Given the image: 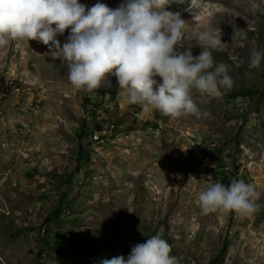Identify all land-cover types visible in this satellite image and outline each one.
Instances as JSON below:
<instances>
[{
  "label": "rangeland",
  "instance_id": "rangeland-1",
  "mask_svg": "<svg viewBox=\"0 0 264 264\" xmlns=\"http://www.w3.org/2000/svg\"><path fill=\"white\" fill-rule=\"evenodd\" d=\"M166 10L185 21L179 51L200 55L206 30L226 43L212 56L232 93H190L208 117L144 112L115 77L77 90L41 42L0 47V264H101L157 234L179 264H264V62L248 68L253 48L264 51V0H169ZM98 108L117 123L98 121ZM101 124L117 132L102 143L91 132ZM233 179L255 185L259 210L202 215L199 193Z\"/></svg>",
  "mask_w": 264,
  "mask_h": 264
},
{
  "label": "clouds",
  "instance_id": "clouds-1",
  "mask_svg": "<svg viewBox=\"0 0 264 264\" xmlns=\"http://www.w3.org/2000/svg\"><path fill=\"white\" fill-rule=\"evenodd\" d=\"M168 4L169 0H124L110 8L99 2L87 7L79 0H0V47L10 40L41 42L48 46V55L66 65L67 78L77 90L91 94L115 77L126 102L144 112L156 110L172 119L208 117L211 114L201 113L190 93L195 89L220 97L222 90L234 87L228 66H214L212 56V50H223L226 43L206 30L196 40L200 55L193 56L191 47L179 51L185 21L166 10ZM66 30L67 42L61 46L57 36ZM262 62L264 51L253 48L249 70L258 71ZM260 197L254 184L233 179L227 186L208 184L197 202L202 215L235 212L249 217L259 210ZM171 251L157 234L133 246L127 258L115 256L101 264H179Z\"/></svg>",
  "mask_w": 264,
  "mask_h": 264
},
{
  "label": "bare ground",
  "instance_id": "bare-ground-1",
  "mask_svg": "<svg viewBox=\"0 0 264 264\" xmlns=\"http://www.w3.org/2000/svg\"><path fill=\"white\" fill-rule=\"evenodd\" d=\"M107 108V107H106ZM106 108H101V109H99L98 110V113L96 112V119L98 120V121H101V122H105L106 121V119H104L103 118V114H104V112H105V109ZM102 131H105V132H114V130H108V128H107V126L106 125H104V124H101L100 126H98ZM114 133H112V135H113ZM105 136L106 135H103L102 137H97V132H94V134H93V139L94 140H96L97 142H100V143H102L104 140L103 139H106L105 138Z\"/></svg>",
  "mask_w": 264,
  "mask_h": 264
},
{
  "label": "built area",
  "instance_id": "built-area-1",
  "mask_svg": "<svg viewBox=\"0 0 264 264\" xmlns=\"http://www.w3.org/2000/svg\"><path fill=\"white\" fill-rule=\"evenodd\" d=\"M91 102H94L95 104H94V108L93 109H95V107H96V99H94V100H91ZM91 110H92V107H91ZM110 109H105V112H104V114H103V118L104 119H106V120H108L109 122H115V123H117V121L116 120H114V119H112V118H109L108 116H107V113H108V111H109ZM119 127V126H118ZM91 132H97V137H102L103 135H112V133H117V132H105V131H102L99 127H97V129L95 130V131H91ZM122 135H124V133L122 134ZM126 137H130V135H126Z\"/></svg>",
  "mask_w": 264,
  "mask_h": 264
},
{
  "label": "trees",
  "instance_id": "trees-1",
  "mask_svg": "<svg viewBox=\"0 0 264 264\" xmlns=\"http://www.w3.org/2000/svg\"><path fill=\"white\" fill-rule=\"evenodd\" d=\"M229 92L232 93V91H229ZM114 97H115V95H114ZM91 100H94V99L92 97H90V96H87L86 99H85V101H87V106L90 105L92 107V110L89 111V112L93 113L94 112V109L93 108H94V104L95 103L94 102H91ZM149 125L152 126V127H155L156 124H154V123L147 124V126H149ZM78 158H79V156L77 157V159Z\"/></svg>",
  "mask_w": 264,
  "mask_h": 264
},
{
  "label": "crops",
  "instance_id": "crops-1",
  "mask_svg": "<svg viewBox=\"0 0 264 264\" xmlns=\"http://www.w3.org/2000/svg\"><path fill=\"white\" fill-rule=\"evenodd\" d=\"M110 114H111V116H112V113L110 112ZM115 114V116H116V113H114ZM118 115V114H117ZM113 117V116H112ZM117 117H119V115L117 116Z\"/></svg>",
  "mask_w": 264,
  "mask_h": 264
}]
</instances>
